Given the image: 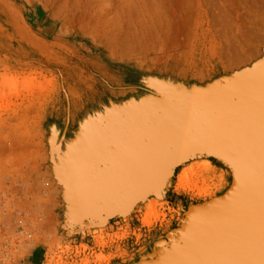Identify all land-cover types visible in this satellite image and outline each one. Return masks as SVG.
Here are the masks:
<instances>
[{
  "label": "rangeland",
  "instance_id": "rangeland-1",
  "mask_svg": "<svg viewBox=\"0 0 264 264\" xmlns=\"http://www.w3.org/2000/svg\"><path fill=\"white\" fill-rule=\"evenodd\" d=\"M262 122L264 0H0V264H264Z\"/></svg>",
  "mask_w": 264,
  "mask_h": 264
},
{
  "label": "bare ground",
  "instance_id": "bare-ground-1",
  "mask_svg": "<svg viewBox=\"0 0 264 264\" xmlns=\"http://www.w3.org/2000/svg\"><path fill=\"white\" fill-rule=\"evenodd\" d=\"M260 125V128H262V129H264V122H262L261 124H259ZM259 134V133H258ZM258 134H256V135H258ZM261 134V133H260ZM257 138V137H256ZM250 143V144H249ZM247 145H251L250 146V148L248 149L250 152L251 151H253L252 153L254 154V155H256L255 157H252V158H250L249 160V165L247 166V169H246V165H245V162L242 164V166L243 167H245V169H246V172H244L243 174H241V176L242 177H245V178H248V177H252V176H254V175H256L257 173H262L263 172V167L264 166H262V164L264 163V162H261V169H260V171H257V170H259V164H258V162L256 161V159L258 158V156H257V154H260V150L261 149H259L258 148V146H257V144H256V142H253L252 140H250L249 142H247ZM252 149H254V150H252ZM263 150V149H262ZM247 159V158H246ZM205 164V163H204ZM210 163H206L205 165H198V167H196L197 169L195 170L194 168L193 169H189V170H187V169H183L182 171H181V174L178 176V186L179 187H186V186H189L190 184H191V180H192V178H193V176H197V174H200V176H203V174H206V172L210 169ZM250 167H252V170H254V171H251L250 170ZM137 175V176H136ZM135 175V178H137V180H139L140 181V179H141V177H140V175H138V174H136ZM134 177V176H133ZM245 180V179H244ZM143 181V180H142ZM256 181H258V180H256ZM138 181H136V185L138 184L137 183ZM142 183V182H141ZM141 183H139V184H141ZM116 185H117V187H119V185H121V184H118V182H116ZM133 185H134V179H133ZM260 185V184H259ZM121 187H123V186H121ZM251 187H253V186H251ZM256 187V188H255ZM254 188L256 189V193L254 194V199L252 200V198H251V202H248V203H245V202H242V203H234V202H229L227 205H235V206H240L241 208H243V210L244 209H247V210H244V212L242 213V215H241V217H242V220H240V221H234V223L232 224V227H231V229H235L236 227H239V228H241V229H239L238 231H243L244 229H245V237H250V236H252V235H254L255 234V236H254V238H256V239H259L260 240V238H262V239H264V181L262 182V184L260 185V186H257V184H256V186H254ZM116 189V188H115ZM115 189H114V191H115ZM252 190H254V189H252ZM248 191V190H247ZM250 193V192H249ZM231 199V198H230ZM229 199V200H230ZM224 210V209H223ZM243 210H241V211H243ZM228 211V210H227ZM198 222V221H197ZM193 223V222H192ZM199 223V222H198ZM197 224V223H196ZM254 225H257L256 226V229L255 230H253V226ZM225 226H227V224L225 225ZM196 228V227H195ZM192 229V228H191ZM220 230H223V228L222 229H220ZM220 230H218V231H220ZM217 231V232H218ZM253 231H254V233H253ZM190 233H192V232H190ZM216 235V234H215ZM243 235V234H242ZM209 236H210V234H208V238L207 239H205L206 241L208 240L209 242H205V244H207L208 245V247L210 246V247H212V248H220V247H225V249L223 250V251H220V250H222V249H220L218 252H216L215 250V252L213 251V256L216 258V261H218V259H220V260H224V261H226L228 258H229V254H230V251L231 252H235V257L236 258H234V262L235 263H238L239 262V260L241 259L240 257L242 256V255H240V259L238 258V252L237 251H241L242 249H243V247H241V245H243L242 243H240L239 242V240H244L243 238H233L234 239V241L232 242V243H229V244H227V245H225V243L224 242H219L220 241V239L218 240V242H211L212 241V239L211 238H209ZM227 236V235H226ZM234 236V235H233ZM232 236V237H233ZM240 236V235H239ZM192 237V236H191ZM232 237H231V239H232ZM238 237V236H237ZM253 238V237H252ZM253 238V239H254ZM261 239V240H262ZM230 240V239H229ZM222 244H224V245H222ZM264 244V243H263ZM220 246V247H219ZM207 247V248H208ZM209 247V248H210ZM263 248V247H262ZM179 249V248H178ZM247 249V248H246ZM176 250V249H175ZM178 251V250H177ZM247 251H249V250H247ZM264 251V250H263ZM179 253V252H178ZM251 254H253V253H251ZM207 255V254H206ZM209 256H210V254H209ZM247 256V255H246ZM174 257V256H173ZM193 257V256H192ZM196 257H197V255H196ZM195 257V260L197 259ZM212 257V256H211ZM231 257V256H230ZM248 257V256H247ZM198 258H199V256H198ZM259 258V257H258ZM233 259V258H232ZM247 259H249V258H247ZM194 260V261H195ZM230 260H231V258H230ZM230 260L228 259V262H230ZM173 261V260H172ZM213 261V260H212ZM171 262V261H170ZM250 262V261H249ZM169 263V262H168ZM215 263H217V262H215ZM231 263V262H230ZM176 264H179V262H177ZM182 264V263H181ZM204 264V263H203ZM210 264V263H209ZM228 264V263H227ZM232 264V263H231Z\"/></svg>",
  "mask_w": 264,
  "mask_h": 264
},
{
  "label": "crops",
  "instance_id": "crops-1",
  "mask_svg": "<svg viewBox=\"0 0 264 264\" xmlns=\"http://www.w3.org/2000/svg\"><path fill=\"white\" fill-rule=\"evenodd\" d=\"M227 94H228V92H227V93L225 92L224 95H223V97H225ZM214 154H215V153H214ZM208 155H210V154H208ZM213 157H215V158L218 157V159H220L221 155H219V156H218V155H215V156H213ZM152 161H153V160L151 159V163H152ZM145 162H146V160H145ZM147 162H149V160H147ZM142 191H143V190H141V191H139V192H142Z\"/></svg>",
  "mask_w": 264,
  "mask_h": 264
}]
</instances>
